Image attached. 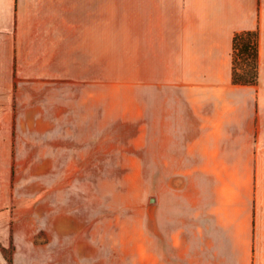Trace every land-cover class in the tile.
<instances>
[{
  "label": "rangeland",
  "instance_id": "374dc122",
  "mask_svg": "<svg viewBox=\"0 0 264 264\" xmlns=\"http://www.w3.org/2000/svg\"><path fill=\"white\" fill-rule=\"evenodd\" d=\"M60 13L45 11L43 21L31 11L27 35L37 40L44 27L49 40L64 28L68 45L10 48L17 12L0 11V264H14L17 243L1 225L12 230L9 215L25 210L19 201L53 202L57 231L93 234L113 258L148 243L151 200L180 179L172 172L181 160L172 153L167 160V145L153 144L165 132L152 127L158 89L179 84L180 69L159 62V11L109 0L86 25L74 15L63 22ZM85 26L91 31L80 46Z\"/></svg>",
  "mask_w": 264,
  "mask_h": 264
},
{
  "label": "crops",
  "instance_id": "0c3cea01",
  "mask_svg": "<svg viewBox=\"0 0 264 264\" xmlns=\"http://www.w3.org/2000/svg\"><path fill=\"white\" fill-rule=\"evenodd\" d=\"M135 4L137 11H159V62L180 65L173 76L179 84L158 89L152 126L165 129L153 144L167 145V160L171 153L181 160L172 172L180 179L156 190L148 243L113 258L105 244L95 245L93 234L57 231L51 220L60 212L53 202L19 201L25 210L9 215L12 230L1 225L4 238L17 243L14 264H264V0ZM108 10L109 0H0V11L17 12L10 48L69 44L64 28L48 40L43 27L31 41V11L38 17L41 11L42 18L45 11H61V21L74 15L86 25L92 11ZM247 30L259 32L258 89L232 80L233 38ZM89 31H77L80 46H87ZM169 78L167 73L166 86Z\"/></svg>",
  "mask_w": 264,
  "mask_h": 264
},
{
  "label": "trees",
  "instance_id": "16d2710c",
  "mask_svg": "<svg viewBox=\"0 0 264 264\" xmlns=\"http://www.w3.org/2000/svg\"><path fill=\"white\" fill-rule=\"evenodd\" d=\"M232 80L236 85L256 86L260 77L258 30L238 32L233 38Z\"/></svg>",
  "mask_w": 264,
  "mask_h": 264
}]
</instances>
